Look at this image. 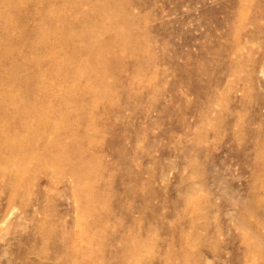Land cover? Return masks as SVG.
Wrapping results in <instances>:
<instances>
[{
    "label": "rangeland",
    "instance_id": "obj_1",
    "mask_svg": "<svg viewBox=\"0 0 264 264\" xmlns=\"http://www.w3.org/2000/svg\"><path fill=\"white\" fill-rule=\"evenodd\" d=\"M77 1L20 0L22 31L0 30L1 42L17 48L0 72L37 60L14 74L47 100L44 111L53 115L61 92L78 89L62 125L76 137L89 133L84 165L94 170L79 180L58 171L67 157L54 149L27 167L0 164V264H264V0H132L153 60L141 49L118 51L124 63L104 78L115 97L99 100L95 84L58 68L91 54L62 49L53 34L44 45L34 32L50 7L65 8L54 31L75 39L82 26L96 28V0Z\"/></svg>",
    "mask_w": 264,
    "mask_h": 264
},
{
    "label": "bare ground",
    "instance_id": "obj_2",
    "mask_svg": "<svg viewBox=\"0 0 264 264\" xmlns=\"http://www.w3.org/2000/svg\"><path fill=\"white\" fill-rule=\"evenodd\" d=\"M0 1L3 2H0V30L4 29L8 31L17 29L18 31H22L21 28H16V18H18L16 16L17 3L20 0ZM61 1L68 3L69 6L79 5L77 0ZM79 2H81V0H79ZM133 5L132 0H96V4L94 3L96 7L94 9L97 11H93L92 14L96 13V16L99 18L98 26H96V28H90L86 25L82 26L80 34L75 39L68 36V31L64 28L63 30H52L56 21L63 22L61 20H63L62 14L65 8L59 9L57 7H50V12L41 15L43 17L40 16L39 25L34 32L36 36L43 41L44 45L49 43L52 38L51 34H53L56 36L57 44L62 49L67 50L68 48H72L73 51H85L91 54V57L88 59L89 61L81 57L69 58L68 60L63 59L58 63V68L64 66L73 68L70 79H74L75 82L79 78H84L87 83L91 82L95 84V88H89L90 92L94 94L95 100L101 99L103 95L114 98L115 92L109 88L107 89L104 78L113 68L124 63L121 61V56L118 54V51L127 48L130 52L139 54L141 49L144 50L146 54L144 61L151 65L153 60V57H150L152 47L149 43L148 35L143 29H139L135 26L139 19V15L134 12ZM54 10L58 11V15L57 13L52 14ZM118 15H122V17L118 18ZM244 15L245 13L242 14V16ZM106 22L109 23L110 27L105 25ZM64 23L67 22L64 21ZM107 28H110L109 32H111V35L108 39H103L102 34ZM67 38H71L72 40L69 41ZM82 39L83 42L79 44L78 40ZM26 43H28L29 46H34L36 44L35 41L32 40H27ZM104 44L106 45L104 46ZM16 49L17 48L9 42H1L0 40V61L11 56L14 57ZM106 52L112 53V55L106 57V55L104 56ZM23 58L24 57L21 58L22 61H25ZM10 64L12 67L11 69H7L5 73L0 72V164L5 166L4 171H6L14 161L21 163L23 167H27L25 165L38 155H43L48 158V156L51 155V149H54L60 151L62 154L64 153V157L66 154L67 157L66 161H62L64 163L59 165L58 171L69 170L77 177V180H79L81 176L92 175L94 171L92 166L90 167L89 165L88 167L84 165L86 161L88 162V160H90L84 155L87 144H91V140L89 139L90 136L89 138L87 137V139L85 138L86 134L89 133L84 132L76 137L74 132L68 130L69 128H67V126L65 127L62 125V121L70 119L72 112H74L70 101L77 88H68L61 92L62 95L59 98L60 109L52 115L48 110L44 111L43 107H47L46 103L48 102L41 96V93H36V90L32 92L30 88H26L22 84H19L22 81L26 82L27 79L17 77L14 74V71L25 70L28 66L38 67V61H25V64H22L17 60L11 61ZM90 68H92V70L98 68L101 72L100 76L96 74L95 71L90 70ZM35 74L39 79L41 78V74H44L46 77L49 76L46 72ZM53 77L52 75V78ZM53 79V83L49 86V92L55 93L58 90L55 84L59 82V80ZM49 80L52 81L51 79ZM38 102H40V104H38ZM65 132L72 138L70 142L66 143L67 146L61 141V137L64 138L63 134ZM22 133L30 137V140L26 143L18 141V139H22V137H20ZM50 136L51 138H49ZM52 137L56 138V142L51 140L54 139ZM38 146L41 147L40 152H36ZM24 151H29L31 154L26 156L24 155ZM62 154H60V157ZM63 159L65 160V158ZM48 163L46 164L49 165ZM52 163H54V161H52ZM22 171L19 170L14 173L12 199L17 196L19 187L24 180ZM77 187L78 192L84 193V189L79 182Z\"/></svg>",
    "mask_w": 264,
    "mask_h": 264
}]
</instances>
